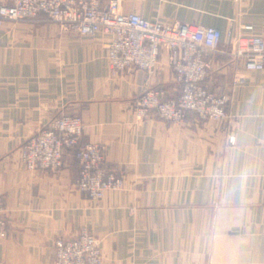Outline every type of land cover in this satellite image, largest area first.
<instances>
[{
  "label": "crops",
  "instance_id": "1",
  "mask_svg": "<svg viewBox=\"0 0 264 264\" xmlns=\"http://www.w3.org/2000/svg\"><path fill=\"white\" fill-rule=\"evenodd\" d=\"M122 11L218 29L221 45L203 85L227 96L229 118L216 123L189 112L180 124L155 114L137 121L133 105L143 89L166 98L180 92L166 51L153 74L112 75L104 33L82 36L42 15L5 22L0 264H55L54 241L82 229L99 240L103 264H264V69L245 70L226 42L227 32L264 37V0H122ZM62 114L82 118L81 141L101 145L103 166L123 177L121 190L100 200L78 191L70 152L55 173L24 169L20 146Z\"/></svg>",
  "mask_w": 264,
  "mask_h": 264
},
{
  "label": "built area",
  "instance_id": "2",
  "mask_svg": "<svg viewBox=\"0 0 264 264\" xmlns=\"http://www.w3.org/2000/svg\"><path fill=\"white\" fill-rule=\"evenodd\" d=\"M40 15L82 36L107 35L105 55L112 75L129 68L153 74L160 53H168L172 77L180 92L166 98L162 90L143 89L134 101L135 120L155 114L167 122L180 124L189 112L216 123L229 118L227 96L217 95L203 85L209 58L221 45L222 34L218 29L147 20L137 13H124L122 0H10L8 4H0V31L7 21H31ZM243 28L251 30L250 25ZM226 42H234L230 56L242 60L245 70L264 69V37H233L227 32ZM83 130L79 116L54 117L20 146L19 160L25 170L55 173L63 165L64 154L70 152L79 166L77 190L90 199L100 200L107 191L121 190L124 180L103 166L101 145L81 141ZM229 141L232 143L233 137ZM5 237L6 221L0 197V241ZM53 247L55 264H103L99 240L86 229L73 238L56 239Z\"/></svg>",
  "mask_w": 264,
  "mask_h": 264
}]
</instances>
